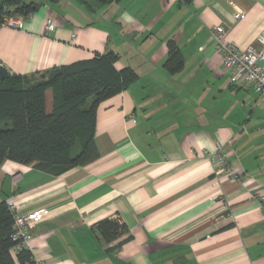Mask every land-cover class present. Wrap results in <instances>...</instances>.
I'll use <instances>...</instances> for the list:
<instances>
[{
    "label": "crops",
    "instance_id": "crops-1",
    "mask_svg": "<svg viewBox=\"0 0 264 264\" xmlns=\"http://www.w3.org/2000/svg\"><path fill=\"white\" fill-rule=\"evenodd\" d=\"M20 20L19 30L0 24L10 75L107 53L136 74L97 106L94 161L57 176L0 164V202L43 213L33 264H264V106L230 81L210 35L222 26L239 50L259 49L264 0H114L92 13L58 0ZM217 144L239 180L214 176L204 152ZM105 218L122 224L109 243L95 227Z\"/></svg>",
    "mask_w": 264,
    "mask_h": 264
},
{
    "label": "trees",
    "instance_id": "trees-1",
    "mask_svg": "<svg viewBox=\"0 0 264 264\" xmlns=\"http://www.w3.org/2000/svg\"><path fill=\"white\" fill-rule=\"evenodd\" d=\"M78 1L92 13L114 0ZM47 2L58 0H0V23L5 16L26 19ZM169 51L166 67L178 71L181 56L172 46ZM115 60V54L107 53L0 82V164L12 161L57 176L94 161L97 106L136 80L129 68L116 71ZM12 222L8 204L0 202V264H32L29 251L11 254ZM95 227L107 243L122 234L117 218L102 219Z\"/></svg>",
    "mask_w": 264,
    "mask_h": 264
},
{
    "label": "built area",
    "instance_id": "built-area-1",
    "mask_svg": "<svg viewBox=\"0 0 264 264\" xmlns=\"http://www.w3.org/2000/svg\"><path fill=\"white\" fill-rule=\"evenodd\" d=\"M22 23L20 19L5 16L0 24L19 30L22 28ZM53 28L54 25L51 22H46L44 25L45 32H49ZM210 35L216 50L222 56V65L224 70L229 73L230 81L250 85L257 95L259 103L264 106V69L258 65V61L264 60V37L258 36L256 39L259 49L249 46L245 50H239L233 43L227 41L225 29L222 26L211 28ZM204 156L212 164L214 176L217 179L227 176L230 180H239V176L235 173L233 165L224 154L220 144L215 146L212 153L204 152ZM8 207L13 218L11 238L15 243L11 254L15 256L23 250L31 252L29 244L32 238V229L34 224L42 218L43 213L39 211L21 213L14 204H9ZM34 264L42 263L35 261Z\"/></svg>",
    "mask_w": 264,
    "mask_h": 264
},
{
    "label": "water",
    "instance_id": "water-1",
    "mask_svg": "<svg viewBox=\"0 0 264 264\" xmlns=\"http://www.w3.org/2000/svg\"><path fill=\"white\" fill-rule=\"evenodd\" d=\"M9 76V72L0 64V82L8 79Z\"/></svg>",
    "mask_w": 264,
    "mask_h": 264
}]
</instances>
